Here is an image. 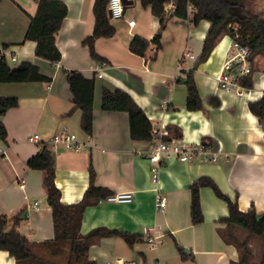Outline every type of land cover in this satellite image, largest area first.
<instances>
[{
	"label": "crops",
	"instance_id": "crops-1",
	"mask_svg": "<svg viewBox=\"0 0 264 264\" xmlns=\"http://www.w3.org/2000/svg\"><path fill=\"white\" fill-rule=\"evenodd\" d=\"M37 1L0 0V52L8 65L15 67L28 60L51 78L49 82L0 83V96L18 99L17 106L0 115L6 128V140H0V212L24 207L19 230L32 241L53 238L43 172L27 165L28 158L46 143L54 157L55 183L62 202L81 199L88 186L90 164L96 186L111 193L132 194L129 202L105 200L85 208L82 233L106 226L139 235L131 245L120 236L100 237L88 247L87 256L93 264H232L238 251L218 233L224 226L220 218L228 213L227 203L211 187H201L203 219L193 223L190 185L201 176H209L223 193L236 199L241 210L252 206L257 212L264 210V117L259 119L248 107L264 92L263 55L256 54L251 61L252 86L239 96L219 88L216 79L232 41L228 34L220 35L207 58L196 63L210 25L207 19L194 24L191 15L185 19L171 16L161 32L158 50L150 42L144 55L133 53L129 49L131 38L138 34L150 41L159 19L149 6L132 0L121 18H110L115 33L95 40V50L104 58L98 61L82 43L93 30L94 0H62L67 14L56 33L61 58L51 63L35 54L34 40L25 38ZM168 7H173L172 1ZM130 19L135 21L132 26L128 25ZM66 69L78 70L86 77L95 75L90 135L80 126V109L68 114L73 101ZM188 70H192L200 96L199 109L187 108V89L180 79ZM104 87L128 93L143 109L152 129L164 125L170 136L208 145L217 158H173L161 165L156 179L152 178L146 155L157 139H132L128 113L101 108ZM59 131L73 133L79 148L52 143V136ZM157 194L166 196L163 210L155 206ZM148 228L155 230V245L143 237ZM176 244L191 257L183 259ZM0 264H15L14 258L0 250Z\"/></svg>",
	"mask_w": 264,
	"mask_h": 264
},
{
	"label": "trees",
	"instance_id": "trees-1",
	"mask_svg": "<svg viewBox=\"0 0 264 264\" xmlns=\"http://www.w3.org/2000/svg\"><path fill=\"white\" fill-rule=\"evenodd\" d=\"M108 0H94L92 11L94 25L92 32L82 39L87 45L90 56L98 61L104 60L94 46L99 37L112 36L116 28L112 24L107 11ZM143 7L149 6L151 13L159 19V28L149 41L135 34L129 43V49L138 55H144L150 42L156 50L161 46V32L169 18H188L197 24L201 19L210 22L203 40V46L197 62L207 58L216 40L222 34H228L233 41L249 47V60L256 54L264 57V8L253 11V3L264 0H139ZM172 1L173 7H168ZM126 6H124L125 8ZM192 8L191 10L189 8ZM170 8V9H169ZM67 14V6L62 0H38L34 14L29 17L26 39L35 41V54L56 63L61 53L56 45V33ZM6 45H4L5 47ZM264 70V66H263ZM66 79L72 93L73 107L81 110L80 126L88 135L92 133L93 98L95 75L84 76L80 71L66 69ZM51 78L42 74L37 65L24 60L15 67H10L0 52V83L45 81ZM187 89V108H201V100L192 76V70L180 79ZM238 82L249 88L252 86L251 71L238 77ZM101 108L104 110H122L128 113L130 136L134 140L152 139V126L143 109L132 97L121 89L101 91ZM18 105L16 97L0 96V115L9 108ZM250 111L259 119L264 117V92L256 100L248 103ZM0 140H6V128L0 122ZM27 165L43 172L42 183L46 191L47 202L51 207L54 236L50 240L32 241L19 230L24 215V207H19L10 213L0 212V250H5L14 258L15 264H93L88 259L87 251L90 244L102 236L115 235L122 237L128 244H133L139 238L138 234L122 231L106 226H96L85 233L80 231L83 212L88 205L95 204L99 199L111 194L106 187L94 184L95 172L89 165V181L81 199L73 203H64L60 199V189L55 183L54 157L46 143L27 160ZM209 186L214 193L225 200L228 213L220 218L224 223L218 228L222 239L233 244L238 251L237 260L232 264H264V210L257 212L252 206L247 210L238 207L236 199L223 193L209 176L197 178L191 185L190 216L193 223L202 221L199 190ZM259 240L258 253L254 252L251 240ZM183 259L191 257L184 248L176 244Z\"/></svg>",
	"mask_w": 264,
	"mask_h": 264
},
{
	"label": "built area",
	"instance_id": "built-area-1",
	"mask_svg": "<svg viewBox=\"0 0 264 264\" xmlns=\"http://www.w3.org/2000/svg\"><path fill=\"white\" fill-rule=\"evenodd\" d=\"M124 5L121 0H108L107 11L109 18L117 19L123 15ZM192 9L191 7L189 8ZM134 19L128 20V25L134 24ZM249 47L242 45L236 41H231L230 46L226 52V60L222 66V70L216 76L219 88L232 91L237 95H242L244 86L238 82V77L243 76L251 71L249 60ZM187 56H192L188 51ZM14 59V57H13ZM152 136L157 139V143L153 146L151 151L146 155L150 162V171L152 178L156 179L161 165L170 159H178L181 161H190L195 158L202 160H215L217 154L213 152L208 145L205 144H191L183 141L180 137L170 136V131L164 125L159 128L152 129ZM33 140V137H30ZM52 143H62L68 149L79 148L75 141V135L68 131H59L52 136ZM132 199V194L129 191L115 192L99 199L101 201H117L129 202ZM166 196L157 194L155 206L159 210H163L166 206ZM37 204V202H34ZM155 231V230H154ZM154 231L149 228L144 230L143 237L150 245L156 244V235ZM156 233V232H155Z\"/></svg>",
	"mask_w": 264,
	"mask_h": 264
},
{
	"label": "rangeland",
	"instance_id": "rangeland-1",
	"mask_svg": "<svg viewBox=\"0 0 264 264\" xmlns=\"http://www.w3.org/2000/svg\"><path fill=\"white\" fill-rule=\"evenodd\" d=\"M128 7H129V5L126 6V9H129ZM263 8H264V1H256L255 3H253V5H252V7H251V9H252L253 11L261 10V9H263ZM115 20H116V19H114V21H115ZM251 245H252V249H253V251L256 252V253H258L259 248H260L259 240L256 239V238H253V239L251 240Z\"/></svg>",
	"mask_w": 264,
	"mask_h": 264
},
{
	"label": "water",
	"instance_id": "water-1",
	"mask_svg": "<svg viewBox=\"0 0 264 264\" xmlns=\"http://www.w3.org/2000/svg\"><path fill=\"white\" fill-rule=\"evenodd\" d=\"M121 1H122V4L124 6H126V5H128V4H130L132 2V0H121ZM108 15H109V12H108Z\"/></svg>",
	"mask_w": 264,
	"mask_h": 264
}]
</instances>
